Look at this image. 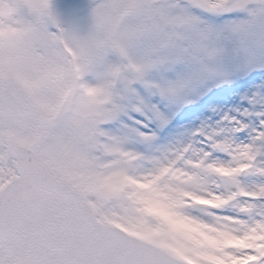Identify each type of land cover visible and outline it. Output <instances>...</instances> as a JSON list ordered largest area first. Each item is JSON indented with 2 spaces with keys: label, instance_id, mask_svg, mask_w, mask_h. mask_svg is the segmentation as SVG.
Masks as SVG:
<instances>
[{
  "label": "snow or ice",
  "instance_id": "6c2138e0",
  "mask_svg": "<svg viewBox=\"0 0 264 264\" xmlns=\"http://www.w3.org/2000/svg\"><path fill=\"white\" fill-rule=\"evenodd\" d=\"M248 68L264 0H0V264H264V82L149 130Z\"/></svg>",
  "mask_w": 264,
  "mask_h": 264
},
{
  "label": "rangeland",
  "instance_id": "374dc122",
  "mask_svg": "<svg viewBox=\"0 0 264 264\" xmlns=\"http://www.w3.org/2000/svg\"><path fill=\"white\" fill-rule=\"evenodd\" d=\"M251 68H248V69H246V71L247 70H250ZM258 86V85H257ZM250 93V92H249ZM244 92H242V94H241V96H240V98H243L244 99ZM192 116H190L188 119H187V121L186 122H184V124H190V121L192 120V118H191ZM198 117V116H197ZM200 124V123H199ZM198 124V122H196V123H194V124H191L190 126H189V132L191 131V129L192 128H194V127H196V126H198L199 125ZM175 134H177V132H172L170 135H168L165 139H160V140H156L155 139V141L153 142V146L155 145V146H164V145H167V144H169V143H172V142H174L175 140H177L176 138H174V135Z\"/></svg>",
  "mask_w": 264,
  "mask_h": 264
},
{
  "label": "bare ground",
  "instance_id": "6f19581e",
  "mask_svg": "<svg viewBox=\"0 0 264 264\" xmlns=\"http://www.w3.org/2000/svg\"><path fill=\"white\" fill-rule=\"evenodd\" d=\"M188 132H189L188 127L185 126V127H184V130H183V133H180V136H181V137H185V136H187ZM180 136H179V137H180Z\"/></svg>",
  "mask_w": 264,
  "mask_h": 264
}]
</instances>
